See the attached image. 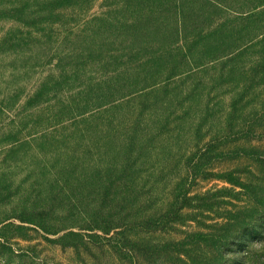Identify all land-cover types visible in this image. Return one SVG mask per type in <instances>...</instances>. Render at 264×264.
Here are the masks:
<instances>
[{
  "label": "rangeland",
  "instance_id": "obj_1",
  "mask_svg": "<svg viewBox=\"0 0 264 264\" xmlns=\"http://www.w3.org/2000/svg\"><path fill=\"white\" fill-rule=\"evenodd\" d=\"M0 264H264V0H0Z\"/></svg>",
  "mask_w": 264,
  "mask_h": 264
}]
</instances>
